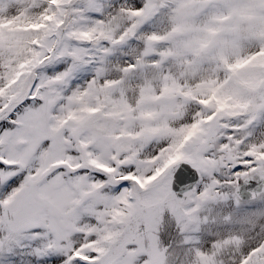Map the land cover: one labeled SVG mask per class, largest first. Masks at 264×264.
<instances>
[{"label": "snow or ice", "instance_id": "1", "mask_svg": "<svg viewBox=\"0 0 264 264\" xmlns=\"http://www.w3.org/2000/svg\"><path fill=\"white\" fill-rule=\"evenodd\" d=\"M0 264H264V0H0Z\"/></svg>", "mask_w": 264, "mask_h": 264}]
</instances>
